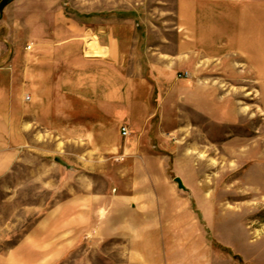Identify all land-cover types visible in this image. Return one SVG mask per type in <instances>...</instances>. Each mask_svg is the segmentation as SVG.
Wrapping results in <instances>:
<instances>
[{
	"label": "crops",
	"instance_id": "1",
	"mask_svg": "<svg viewBox=\"0 0 264 264\" xmlns=\"http://www.w3.org/2000/svg\"><path fill=\"white\" fill-rule=\"evenodd\" d=\"M66 6L63 0H15L0 19V179L36 149L110 156L122 151V137L126 150L141 147L155 128L169 126L164 121L175 96L199 110L205 94L222 96L219 85L240 75L239 64L264 84V0H178L176 50L168 55L153 47L151 62L136 71L125 61L122 28H96ZM185 71L190 75L179 77ZM142 193L155 197L152 189ZM96 196L79 192L57 201L0 262L59 264L95 235L118 243L120 264H191L185 242L191 220L178 231L165 219V206L159 221L155 204L129 206L125 195L110 191L105 200Z\"/></svg>",
	"mask_w": 264,
	"mask_h": 264
},
{
	"label": "rangeland",
	"instance_id": "2",
	"mask_svg": "<svg viewBox=\"0 0 264 264\" xmlns=\"http://www.w3.org/2000/svg\"><path fill=\"white\" fill-rule=\"evenodd\" d=\"M63 2L96 28L108 23L123 29L129 71L145 69L153 47L168 55L176 50L178 0ZM5 14L4 9L0 19ZM238 66L240 75L219 85L222 96L205 94L199 110L184 107L182 96H175L164 121L169 126L155 128V137L151 132L138 143L141 147L134 143L126 150L122 137V151L110 156L80 148L33 150L0 179V255L15 252L57 201L79 192L105 200L110 191L125 195L121 198L129 206L155 204L159 221L163 212L157 211L165 206V219L176 222L178 231L191 220L192 236L185 241L191 264L205 259L207 264H264V84L244 64ZM147 189L155 190V197L141 196ZM90 238L59 264H109L106 256L111 264L121 263L118 243Z\"/></svg>",
	"mask_w": 264,
	"mask_h": 264
},
{
	"label": "built area",
	"instance_id": "3",
	"mask_svg": "<svg viewBox=\"0 0 264 264\" xmlns=\"http://www.w3.org/2000/svg\"><path fill=\"white\" fill-rule=\"evenodd\" d=\"M31 47H32V44H28L27 45V49H31ZM190 74H189V72H187V71H185V72H181V73H179V77H188ZM29 96H27V98H28ZM130 129L128 128V126H126V125H123L122 126V128H121V133L124 135V136H127V135H129L130 134Z\"/></svg>",
	"mask_w": 264,
	"mask_h": 264
},
{
	"label": "water",
	"instance_id": "4",
	"mask_svg": "<svg viewBox=\"0 0 264 264\" xmlns=\"http://www.w3.org/2000/svg\"><path fill=\"white\" fill-rule=\"evenodd\" d=\"M11 0H0V15L3 13L5 7L10 3ZM176 181L179 184V187L185 189V185L180 177H176Z\"/></svg>",
	"mask_w": 264,
	"mask_h": 264
}]
</instances>
